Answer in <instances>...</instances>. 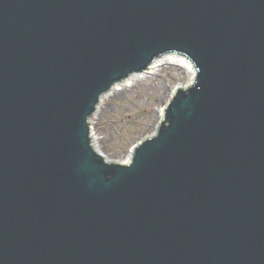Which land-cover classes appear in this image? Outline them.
Instances as JSON below:
<instances>
[{
  "label": "water",
  "instance_id": "water-1",
  "mask_svg": "<svg viewBox=\"0 0 264 264\" xmlns=\"http://www.w3.org/2000/svg\"><path fill=\"white\" fill-rule=\"evenodd\" d=\"M195 67L131 160L102 97ZM0 264H264V0H0Z\"/></svg>",
  "mask_w": 264,
  "mask_h": 264
},
{
  "label": "rangeland",
  "instance_id": "rangeland-1",
  "mask_svg": "<svg viewBox=\"0 0 264 264\" xmlns=\"http://www.w3.org/2000/svg\"><path fill=\"white\" fill-rule=\"evenodd\" d=\"M192 79L189 69L167 63L155 73L135 79L133 85L107 97L91 119L98 137L97 147L112 160H128L133 146L155 132L162 117L160 110L175 88Z\"/></svg>",
  "mask_w": 264,
  "mask_h": 264
},
{
  "label": "bare ground",
  "instance_id": "bare-ground-1",
  "mask_svg": "<svg viewBox=\"0 0 264 264\" xmlns=\"http://www.w3.org/2000/svg\"><path fill=\"white\" fill-rule=\"evenodd\" d=\"M167 63H172V64H177L179 66H182L186 69H189L193 76L195 74V68L194 66L192 65L191 61L188 60L186 57L182 56V55H179V54H167L157 60H155L151 65L150 67L148 68V71H144V72H139V73H135V74H131L129 77H127L124 81L120 82V83H117L114 88H112L110 90V92H108L107 94H105L103 97H102V100H101V103L98 107V110L97 112H99V110L102 108V106L104 105V102H105V99L109 96H111L113 93H115L116 91L118 90H121V89H124L125 87H129L131 85H133V80L135 79H139L141 77H147L153 73H155L160 66L164 65V64H167ZM187 85H182V86H179L177 88H184L186 87ZM165 107H166V104H165ZM165 107H162V109L160 110V116L161 117V120L164 119V110H165ZM96 112V113H97ZM160 122V121H159ZM97 139L98 137L96 136V134L94 133V141H95V144L97 142ZM97 146V145H96ZM97 149H99L97 147ZM100 150V149H99ZM101 151V150H100ZM102 152V151H101ZM132 152H133V149L130 151V155H129V159L126 160L125 162H129L131 160V156H132Z\"/></svg>",
  "mask_w": 264,
  "mask_h": 264
}]
</instances>
